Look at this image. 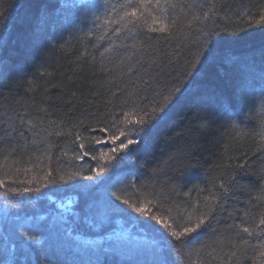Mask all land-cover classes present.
I'll list each match as a JSON object with an SVG mask.
<instances>
[{"label": "trees", "instance_id": "trees-1", "mask_svg": "<svg viewBox=\"0 0 264 264\" xmlns=\"http://www.w3.org/2000/svg\"><path fill=\"white\" fill-rule=\"evenodd\" d=\"M107 2V11H111V5L123 0ZM170 3L176 5L167 11L168 22L176 21L170 32L150 33L138 27L113 37L117 25L109 24L105 40H97L104 32L106 17L104 8L93 7L103 5L104 0H0V179L5 180V186L0 187V264L15 260L23 264L22 249L29 252L28 259H39L40 264H50L42 249L55 253L51 257L55 264H152L161 226L122 204L125 214L105 212L103 186L91 193L60 184H47L39 193L28 195L7 191L29 186V179L37 180L49 168L83 170L88 175L96 162L73 160L72 137L54 133L83 121L79 131L90 135L86 128L95 127L97 120L104 122L108 113L120 118L118 109L129 93H135L132 99L144 109L161 103L169 93L172 98L165 105L166 118L146 139L141 141L144 130L139 126L126 129L128 138L137 144L120 154L127 155L126 161L105 174L109 177L107 191L132 202L143 200L156 215L166 214L168 208L175 215L210 192L219 196L206 226L190 241L176 242L169 249L174 264H221L231 251L230 244L245 239L251 246L264 240V236L237 235V229L228 227L237 223L248 226L252 217L258 218L264 211V203L256 199L264 193V139L260 138L264 129V62L258 50L241 43L224 50L223 59L211 66L200 64L207 51L205 34L211 33L210 44L222 35L264 31V25L255 23L264 0ZM197 15L200 19L189 27L188 21ZM90 31L93 37L86 35ZM109 43L115 51L101 58L100 52ZM85 51L88 55L82 56ZM193 62L196 67H190ZM239 85L243 86L242 102L226 105L224 97H231ZM21 117L36 123V131L45 139L33 137L27 129H23V139L11 134L13 127L19 130ZM238 131L242 138L236 136ZM112 146L109 143L103 150ZM101 147L96 146L97 151ZM42 153L44 158L37 160ZM25 168L30 169L27 175ZM221 182L228 191L216 187ZM147 201L154 203L147 205ZM86 202L93 205L92 212H87ZM245 211L250 216L246 217ZM75 212L88 217L78 221ZM104 217L105 222L99 220ZM22 232L34 239H23ZM251 255L249 247L247 255L235 260L251 264Z\"/></svg>", "mask_w": 264, "mask_h": 264}, {"label": "snow or ice", "instance_id": "snow-or-ice-1", "mask_svg": "<svg viewBox=\"0 0 264 264\" xmlns=\"http://www.w3.org/2000/svg\"><path fill=\"white\" fill-rule=\"evenodd\" d=\"M175 4L170 3V0H123L122 4L111 5V11H107L109 7L107 0H104L103 5H96L93 8L100 10V8L105 9V19L102 21L104 27V32L96 36L97 40H105L107 33V26L109 24L117 25L113 30L111 35L113 37H119L124 31H135L138 27L146 28L150 33H166L170 32L176 25V21L173 20L171 23L168 22L167 11L169 8H175ZM119 9L120 11H117ZM115 14V18H113ZM243 15V13L241 14ZM207 16V13H205ZM97 21H100V17H95ZM200 17L193 16L191 20L188 21V26H191L193 21H198ZM256 24L264 25V7L261 8V14L258 20H255ZM101 23L96 25L100 28ZM89 37H93L94 33L91 31L86 34ZM211 37V33L205 34L204 47H207V51L203 52V59L200 61L201 67L205 64L211 66L218 60H222V52L224 50L230 49L237 44L251 45V48L255 51L258 50L261 57V61L264 62V31L260 32L258 35H237V36H219L211 40L208 43V39ZM96 48V44L92 45ZM115 49L112 43H109L107 47L103 48L100 52L101 58H104L106 54L114 52ZM82 56H87L88 53L85 51L81 54ZM201 55V47L199 46V41H197V52L196 59H199ZM95 60V56L92 57ZM123 63V61H121ZM190 67H196L195 63H191ZM131 67L128 68V72H132ZM48 75H51L49 73ZM242 85L237 86L233 91L231 97H224V102L226 105L231 106L233 104L241 103L243 100ZM117 92L120 89L117 88ZM174 92L181 93V89L174 88ZM135 93H129L126 99L122 102L121 107L118 111L122 112L120 118H117L115 113H108V119L104 122L100 120L96 121V126L93 128H86V131L91 133L90 135H85L84 132L79 131L78 125H83V121H79L78 125H72L67 131L59 130L55 131V135L58 137L68 136L72 137L70 141L74 146L75 151L72 153V159L77 161H82L85 158H89L96 162L95 168L88 169V175L83 174V170L68 171V172H58L57 170L50 169L44 173L42 177L37 180L29 179L26 183L29 186H25L22 189L8 188L7 191L16 195H28L33 193H39L42 186L47 184H60L72 189H81L87 193H91L94 189L102 190L103 205L105 212H111L113 214H125V207L131 209L133 212L139 214L140 216L147 217L149 220L155 221L157 225L161 228L157 229L159 232L158 241V251L155 255L152 264H174V262L169 258V249L174 246V243L178 242L184 244L193 238V234H198L199 231L206 226L211 216L214 215L215 209L218 206L219 196L215 193L209 195H204L198 197L190 205L183 209H179L176 214H173L172 208L166 210L164 215L153 214L151 207H146V203L143 200H137L132 202L129 199H123L117 192L109 193L107 191V181L109 179L105 174L108 172L109 168H118L124 161L127 160V155H120L122 153H127L130 151L129 145L137 144V140L128 138V133L126 129L132 126H139L144 130V135L141 137V141L147 138L153 129H155L167 116L168 108L165 106L168 101L171 100V93L164 95L162 97V102L159 104H154L150 109H144L136 104V101L132 99ZM115 96V93H113ZM179 97L177 96V99ZM109 104L112 103L110 99ZM127 108V110H124ZM42 123V122H41ZM52 122H49L51 125ZM264 124V120L261 121ZM37 124L33 123L32 120H25L23 117L20 118L19 130L17 127L12 128L11 134H18L20 139L24 138L23 129H27L28 132L32 134L33 137L40 135L41 140L45 139V136L41 135L40 132L36 131ZM47 131L46 129L44 130ZM99 132L101 135H96ZM6 134V135H11ZM52 133H48L51 135ZM237 137L242 138V133L237 132ZM123 137L124 139H121ZM261 139H264V129L261 132ZM0 139H3L0 137ZM33 144L37 141L33 139ZM112 144L113 146L107 151L103 150V146L107 144ZM102 146L99 151H97L96 146ZM45 153H42L37 160H42ZM64 155H68L64 152ZM48 160L51 161V155L47 156ZM8 157H5L7 160ZM25 175L28 174L30 169H23ZM78 180L94 181L93 184H78L70 183ZM39 181H43L44 184H39ZM33 183H37V187H31ZM5 186V180L0 179V187ZM135 187V185H131ZM224 191H228L224 183L221 182L216 186ZM185 196L189 193L185 192ZM258 201L264 203V193L256 197ZM154 201H147V205H152ZM139 204V206H137ZM87 212L93 211V205L87 204ZM246 217L250 216L247 211L244 212ZM154 227V226H153ZM230 229H237V235L242 232L247 234L249 237L264 236V211H261L258 218L252 217V222L250 225L245 226L244 223H237L228 226ZM23 239L32 240L34 237L29 235L27 232L19 233ZM251 247L252 255L249 257L251 264H264V240H258L254 245L249 246L248 240L240 239L239 243L230 244L231 251L227 253V259L221 261V264H231L235 261V264H239L236 257L240 255H247V251ZM32 246L29 245V249ZM22 255L25 256L23 264H40L39 259L32 261L28 259L29 252H25L23 249ZM45 260H49L50 264H55L51 259L55 253L50 249H42ZM13 264H20L19 260L13 261ZM97 264H104L103 261H97ZM199 264V262H198Z\"/></svg>", "mask_w": 264, "mask_h": 264}, {"label": "bare ground", "instance_id": "bare-ground-1", "mask_svg": "<svg viewBox=\"0 0 264 264\" xmlns=\"http://www.w3.org/2000/svg\"><path fill=\"white\" fill-rule=\"evenodd\" d=\"M73 216L78 220V221H82V220H84V218H86V217H88L87 215H83V213L81 214H79V213H77V212H75L74 214H73ZM99 220H102V221H106V217H104V218H100ZM91 221H94L93 219L91 220ZM83 222H87V221H83ZM94 222H96V223H98L99 221H94ZM120 246V245H119ZM119 248H123V247H119Z\"/></svg>", "mask_w": 264, "mask_h": 264}, {"label": "rangeland", "instance_id": "rangeland-1", "mask_svg": "<svg viewBox=\"0 0 264 264\" xmlns=\"http://www.w3.org/2000/svg\"><path fill=\"white\" fill-rule=\"evenodd\" d=\"M71 205V204H70ZM60 206V205H59ZM71 212V211H70ZM57 243H59V241L57 242Z\"/></svg>", "mask_w": 264, "mask_h": 264}]
</instances>
